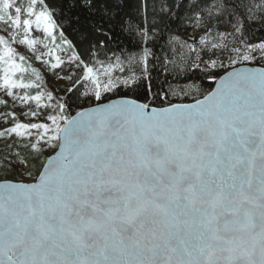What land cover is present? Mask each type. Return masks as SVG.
<instances>
[{
	"label": "snow or ice",
	"instance_id": "1",
	"mask_svg": "<svg viewBox=\"0 0 264 264\" xmlns=\"http://www.w3.org/2000/svg\"><path fill=\"white\" fill-rule=\"evenodd\" d=\"M254 28L264 0H0V264H264Z\"/></svg>",
	"mask_w": 264,
	"mask_h": 264
},
{
	"label": "trees",
	"instance_id": "2",
	"mask_svg": "<svg viewBox=\"0 0 264 264\" xmlns=\"http://www.w3.org/2000/svg\"><path fill=\"white\" fill-rule=\"evenodd\" d=\"M251 36L254 42L259 43L261 40H264V31H261L258 28H254L252 30ZM151 73L152 75L150 78V83H152L155 89L158 91L160 87L164 85L163 69L159 65H156L155 67L151 68ZM221 75H223V70L221 72ZM195 82L200 85V88L203 92L207 93L213 90L217 80L198 79V80H195ZM146 88H147V83H146ZM196 95L198 96L197 98H202V96H200L198 93ZM192 101H195V99H193L191 95H187L182 98L176 99L175 102L176 103H188Z\"/></svg>",
	"mask_w": 264,
	"mask_h": 264
},
{
	"label": "water",
	"instance_id": "3",
	"mask_svg": "<svg viewBox=\"0 0 264 264\" xmlns=\"http://www.w3.org/2000/svg\"><path fill=\"white\" fill-rule=\"evenodd\" d=\"M255 67H259L258 65H256ZM217 83V82H216ZM215 87H216V84H215V86H214V88H213V90L212 91H214L215 90ZM202 99V98H201ZM192 103H195V101H192V102H188V103H182V104H192ZM177 104H181V103H177ZM13 182H16V181H14L13 180ZM28 183H31V182H28Z\"/></svg>",
	"mask_w": 264,
	"mask_h": 264
},
{
	"label": "rangeland",
	"instance_id": "4",
	"mask_svg": "<svg viewBox=\"0 0 264 264\" xmlns=\"http://www.w3.org/2000/svg\"><path fill=\"white\" fill-rule=\"evenodd\" d=\"M61 55H63V54H61ZM259 66V65H258ZM198 97V96H197ZM203 98V97H202ZM194 99V98H193ZM201 99V98H200ZM11 179V178H10ZM15 181V180H14ZM26 182H32V181H26Z\"/></svg>",
	"mask_w": 264,
	"mask_h": 264
}]
</instances>
